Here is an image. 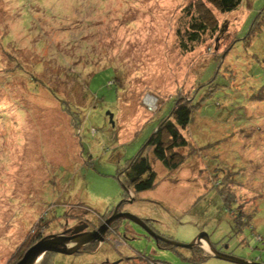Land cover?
I'll return each instance as SVG.
<instances>
[{"label": "rangeland", "instance_id": "374dc122", "mask_svg": "<svg viewBox=\"0 0 264 264\" xmlns=\"http://www.w3.org/2000/svg\"><path fill=\"white\" fill-rule=\"evenodd\" d=\"M243 5L221 14L205 0H0V264L40 235L87 240L104 227L109 240L39 264H235L221 252L264 264V95L253 99L262 19L246 36L264 0ZM203 10L215 33L186 52L179 34ZM217 70L222 88L193 103L197 81ZM178 101L193 117L174 152L182 164L170 171L144 146L157 184L134 193L119 169ZM112 210L168 240H208L172 250L127 219L99 223Z\"/></svg>", "mask_w": 264, "mask_h": 264}, {"label": "trees", "instance_id": "16d2710c", "mask_svg": "<svg viewBox=\"0 0 264 264\" xmlns=\"http://www.w3.org/2000/svg\"><path fill=\"white\" fill-rule=\"evenodd\" d=\"M205 1L211 4L221 14H232L237 9L245 8V6L243 5L245 0H205ZM9 9L11 10L12 8ZM202 12L206 13V15L205 16L202 15ZM202 12L195 13V16L192 15L190 18L189 26L184 32V35L179 34V38H180L179 47L180 49L186 52L193 51L195 45H198L201 42L203 36H206L207 34L212 35L215 33L216 30L215 24L211 26L212 19L214 21V17H212L213 16L212 13H210L209 10H203ZM261 19L263 21V23L261 24L262 26L264 24V7L261 9V12L258 13V15L254 18V20L250 24L251 27L249 28L248 34H246V36L249 35L248 40L252 39L251 32L254 29L253 27L255 23L258 24L261 23ZM258 31H260V27L258 28ZM256 63L259 64L264 77V57L258 60ZM201 73H199V76L201 75ZM217 73L218 70L215 71L214 76L212 77L210 76L208 79L204 81H201L200 79L197 81V83L199 84L197 91L193 92L191 95L192 96L191 100L193 103H194V95L198 93L202 88H204L203 90H205L206 94H208V92L213 91L214 89L218 90L222 88L221 85L215 83V76L217 75ZM256 87L258 88L257 94L260 95L257 98L255 97L253 99L261 101V98L264 95V83L261 85L259 83H256ZM191 108L192 106L190 104L183 103L181 101L175 102V104L173 103L172 109L169 112L171 116L168 117L169 115L168 114L156 125V127H159V132H157L154 135H151L146 140L142 148L133 157L127 159L124 166L119 169L118 180H120L122 185L128 184L132 188L134 193L147 192L155 188L157 184V180H156L157 177L149 158L145 153H143V151L146 150L145 147L146 148L151 147L153 158L159 161L166 169L170 171H176L179 169L180 165L182 164V160L178 162L174 156L175 155L174 152L183 149L185 146H187L186 139L180 133L192 126L193 117H192ZM163 134L166 135V138L169 142L168 145L164 144L162 141ZM119 176H122L124 178L123 181ZM99 216L102 217L104 215H99ZM105 217H107V215H105L104 218ZM140 221L143 222L144 220L141 219ZM120 222H122V220ZM40 236H41L40 238L43 237L42 235ZM147 237L153 239V237L150 236L148 233H147ZM40 238L34 240V242L40 240ZM153 241L155 242V244H157L154 239ZM169 249L174 250V248L172 247H170ZM200 259L202 258L200 257L199 260ZM193 262H194L193 264H196L195 260H193Z\"/></svg>", "mask_w": 264, "mask_h": 264}, {"label": "water", "instance_id": "95a60500", "mask_svg": "<svg viewBox=\"0 0 264 264\" xmlns=\"http://www.w3.org/2000/svg\"><path fill=\"white\" fill-rule=\"evenodd\" d=\"M109 119L110 120L112 119L111 115L109 116ZM117 208L118 207L116 206L115 209L117 210ZM123 218L141 227L146 233L152 236L156 242L162 240L166 244H168L170 247H173V248L192 249L193 247L197 246V243L199 242L200 239H204L205 241L208 240V237L206 236L205 233L199 234L190 243H187V244L179 243L173 240H168L166 238H163L162 236H156L153 232H151L146 227V225L143 222H141L139 219H137L136 217L128 213L116 214V211H114L113 216L110 217L108 220H106V223L110 224L114 220L123 219ZM82 229L83 227H80L78 231ZM105 229L106 227H104L103 229L102 228L99 229L98 232H92L88 234L86 237L87 240H83L82 239L83 236L68 237V236H65L64 234L42 237L37 243H35L34 245L28 248L26 253L22 256L21 259H19L16 262V264H39V262L43 258V255L47 252H52L55 254H61L65 256L71 255L79 251L85 244H92L94 242H102ZM215 258L219 260H223V261H229L235 264H255V263H249L247 261L229 256L226 254H222V253H215Z\"/></svg>", "mask_w": 264, "mask_h": 264}, {"label": "flooded vegetation", "instance_id": "af4514ba", "mask_svg": "<svg viewBox=\"0 0 264 264\" xmlns=\"http://www.w3.org/2000/svg\"><path fill=\"white\" fill-rule=\"evenodd\" d=\"M117 212H118V210H117ZM111 213H112V214H111ZM111 213H110V215H107V217H105V218L103 217L102 219H99V220H98L99 223H101V222H102V223H105L106 220H108L110 217H112V216H113V213H114V210H112ZM116 214H118V213H116ZM119 220H120V219H118V221H119ZM116 221H117V220L113 221L112 224H114ZM93 225H95V224L91 223V226H93ZM109 225H110V224H109ZM91 226H90V228H91L92 230H95L94 228L98 227V226H94V227H91ZM82 227L85 229L86 226H85V225H82ZM120 230H121V229H119V234H118L119 236L121 235V231H120ZM89 231H91V230H89ZM111 231H112V230H111ZM107 232H108V230L105 232V234H104V236H103V241H102V242H104L105 240H109V239H106V237H107V236H106ZM122 237H124V236H122ZM102 242H101V243H102ZM158 242H159V241H158Z\"/></svg>", "mask_w": 264, "mask_h": 264}]
</instances>
